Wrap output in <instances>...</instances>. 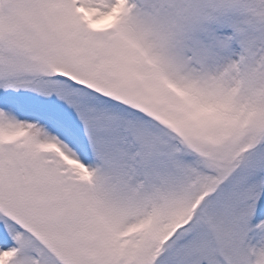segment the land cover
<instances>
[{"label":"snow or ice","instance_id":"6c2138e0","mask_svg":"<svg viewBox=\"0 0 264 264\" xmlns=\"http://www.w3.org/2000/svg\"><path fill=\"white\" fill-rule=\"evenodd\" d=\"M0 264H264V0H0Z\"/></svg>","mask_w":264,"mask_h":264}]
</instances>
